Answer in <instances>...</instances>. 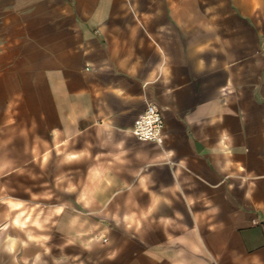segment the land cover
<instances>
[{
    "label": "crops",
    "instance_id": "0c3cea01",
    "mask_svg": "<svg viewBox=\"0 0 264 264\" xmlns=\"http://www.w3.org/2000/svg\"><path fill=\"white\" fill-rule=\"evenodd\" d=\"M0 264H264V0H0Z\"/></svg>",
    "mask_w": 264,
    "mask_h": 264
},
{
    "label": "built area",
    "instance_id": "2783aa9c",
    "mask_svg": "<svg viewBox=\"0 0 264 264\" xmlns=\"http://www.w3.org/2000/svg\"><path fill=\"white\" fill-rule=\"evenodd\" d=\"M164 120L154 103L146 105L143 112L134 121L131 132L140 141L163 142Z\"/></svg>",
    "mask_w": 264,
    "mask_h": 264
}]
</instances>
